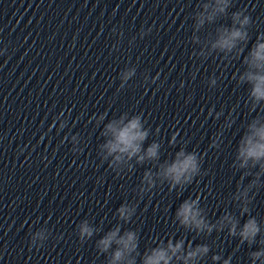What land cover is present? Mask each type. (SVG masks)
<instances>
[{
    "label": "clouds",
    "instance_id": "obj_1",
    "mask_svg": "<svg viewBox=\"0 0 264 264\" xmlns=\"http://www.w3.org/2000/svg\"><path fill=\"white\" fill-rule=\"evenodd\" d=\"M231 7V0H214V3L204 4V12L198 17V23L203 25L205 19L209 22L219 15H224ZM232 27L223 28L219 38L212 44L213 50L231 53L234 49L237 50V55L241 56L242 51L237 48L238 42H247L249 34L247 28L251 25V17L245 14V10H238L231 14ZM261 36H257V42L252 47L247 56H244L243 61L248 66V70L239 77L238 83L249 84L251 89L249 96L251 103L255 106L259 102L264 101V43L260 42ZM135 75L134 70L127 71L122 77V86ZM217 81L213 79L212 85ZM212 115L211 110L209 116ZM218 115V113H217ZM103 119V116L100 117ZM264 117L257 116L248 125L247 133L243 136L239 143L238 154L235 157L234 167L237 170H244L243 176L253 175V179L247 185H238L237 194L234 199L240 202V215L243 216L249 213L248 205L251 203L249 193L254 188H259L264 181L261 177L264 176V123L261 120ZM103 135L109 136L102 148L105 150L103 159L108 160L109 167L113 170L121 163H127L133 158H136L137 163H143L145 160H158L160 144L158 142L151 143L147 149L143 148L144 141L149 136V131L144 127V122L140 114L129 116L121 115L118 120H112L105 125ZM75 139V137L73 138ZM176 140V137H173ZM219 134L212 140L210 147H219ZM201 157L195 152H188L185 148H181L175 154L173 160L165 161L164 165L160 166L156 173L157 177H162L169 182V187L175 189L179 186L181 189L184 186L193 182L194 178L201 171ZM238 161V163H236ZM252 174V169H257ZM155 179L151 171L146 172L141 182L140 193L150 192L155 187ZM145 185L147 187H145ZM198 199L185 200L176 211V218L181 226L199 233L210 235L213 231L222 232L227 228V234L231 237H239L240 244L247 243L250 247L259 243L260 247L256 251H251L249 257L251 264H256L260 261L264 264V239L257 241V237L261 233V228L258 220L254 216H249L245 223L240 227V220L231 212H226L221 216L215 224L206 220L200 208ZM136 208L134 205H121L117 211L118 219L129 223L135 215ZM96 230L87 222L81 223L79 226L78 237L81 241L90 239ZM39 235V234H37ZM35 236L31 238V245H34ZM116 245L115 251L112 252L111 258L107 264H137L139 238L137 231L125 230L121 235V225L108 231L102 238L96 241V249L101 254H106ZM42 247V246H41ZM185 241L180 239L175 244L171 240L167 246H158L146 252L140 257V264H173V261H179L180 264H194L198 259H203L210 252V247L207 244H198L194 248L191 244L188 245L185 254ZM136 253V255H133ZM221 259L219 254L212 256L213 264ZM223 264H231V257L225 259Z\"/></svg>",
    "mask_w": 264,
    "mask_h": 264
}]
</instances>
